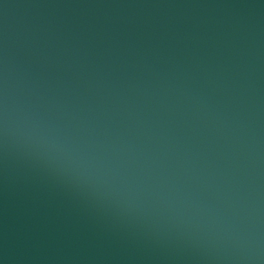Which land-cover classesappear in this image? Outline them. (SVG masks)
<instances>
[{
  "label": "water",
  "instance_id": "water-1",
  "mask_svg": "<svg viewBox=\"0 0 264 264\" xmlns=\"http://www.w3.org/2000/svg\"><path fill=\"white\" fill-rule=\"evenodd\" d=\"M0 264H264V0H0Z\"/></svg>",
  "mask_w": 264,
  "mask_h": 264
}]
</instances>
